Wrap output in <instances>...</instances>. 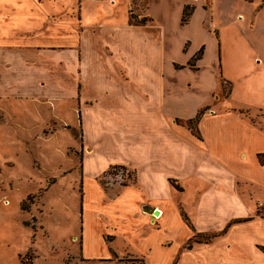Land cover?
I'll return each instance as SVG.
<instances>
[{"label": "crops", "instance_id": "1", "mask_svg": "<svg viewBox=\"0 0 264 264\" xmlns=\"http://www.w3.org/2000/svg\"><path fill=\"white\" fill-rule=\"evenodd\" d=\"M90 1L84 9L81 0L77 5L66 0H0V131L3 124L79 127L82 172L92 169L97 177L114 166L132 171V182L113 185V190L117 197L118 191L134 189L137 199L142 198V217L155 216L153 210L175 212L174 203L180 208L186 192L181 181L193 184L188 264H264V165L257 160L264 154V123L247 122V111L228 108V98L217 95V82L207 77L182 82L183 72L214 73L220 66L215 52L200 46L202 42L195 46L182 41L181 50L188 43L182 50L187 58L176 62L170 44L164 43L162 24L151 26L155 37L146 38L148 29L130 25L126 12L116 21L112 8L103 5L106 0ZM185 5L194 10L182 26ZM88 6L93 10L88 12ZM201 8L207 6L200 0H183L177 27L205 32ZM201 47L193 70L187 64ZM210 84L209 101L194 94L193 85ZM202 109L207 112L199 123L218 120L220 125L212 129L222 134L233 128L235 137L224 134L223 140L230 152L176 122L192 119ZM65 111L76 121H65ZM229 119L233 127L225 124ZM58 132L53 130L46 144ZM244 219L249 220L235 222Z\"/></svg>", "mask_w": 264, "mask_h": 264}, {"label": "rangeland", "instance_id": "2", "mask_svg": "<svg viewBox=\"0 0 264 264\" xmlns=\"http://www.w3.org/2000/svg\"><path fill=\"white\" fill-rule=\"evenodd\" d=\"M66 1L77 5L78 0ZM182 1L106 0L103 5L112 8L116 21L126 12L130 25L147 28L143 31L146 38L153 36L151 26L162 24L164 43L170 44L168 54L176 62L187 58L182 50H187L188 43L181 50L182 41L195 46L202 42L200 46L215 52L221 64L214 67V73L208 69L199 76L183 72L182 82L207 77L218 83L217 95L228 98V108L236 113L247 111V122L264 123V0H200L207 6L201 8L203 15L199 16L203 33L179 29L175 24ZM88 4L92 2L81 0L84 9ZM90 10L93 7L88 6ZM147 54L152 56L151 51ZM220 72L222 77L218 76ZM225 74L231 82L224 79ZM192 89L209 101L211 84L193 85ZM205 112L202 109L201 117ZM64 116L67 122L76 121L71 112L65 111ZM234 123L229 119L225 124L233 127ZM51 125L41 129L2 125L0 264H188L185 246L192 230L185 219L194 223V185L181 181L186 192L180 208L174 203L175 212H161L157 219L141 212L147 216L142 217L138 209L142 198L137 199L134 189L118 191L117 197L113 190V185L132 182V171L114 166L97 177L92 169L82 172L80 128L66 130L59 122ZM217 125L218 120L203 121L198 128L213 146L230 152L223 140L225 135L235 137L233 128L224 135L212 129ZM53 130H59L57 137L51 136L53 141L46 144ZM230 158L235 159V155ZM241 187L245 191L249 186L246 183Z\"/></svg>", "mask_w": 264, "mask_h": 264}, {"label": "trees", "instance_id": "3", "mask_svg": "<svg viewBox=\"0 0 264 264\" xmlns=\"http://www.w3.org/2000/svg\"><path fill=\"white\" fill-rule=\"evenodd\" d=\"M242 1L247 2V3H253L255 0H242ZM193 10H194V8H193L192 6H189V5H185V6H184V8H183V10H182V14H181V19H180V24H181L182 26H184V25H186V24L188 23L189 18H190V16H191ZM203 50H204L203 47H201V48L198 50V52H197V53L195 54V56L193 57V61H194V62L197 61V60H199V59H201L202 54H203ZM187 66H188L189 68H191V69L194 70V67H193L194 65H193L192 62H188ZM201 115H202V110L199 111V112L197 113V115H196L193 119H189V120H187V121H180V120H177L176 122H177L178 124L184 125L186 128H188V129L191 131V133H192L195 137L200 138V136H199V130H198V124H199V121H200V119H201ZM257 160H258L259 164L264 165V154H258V155H257ZM171 184L174 186L173 181H171ZM176 188H177V187H176ZM185 220H186V222H187L188 227H190L191 229H193V228L190 226V224L188 223L187 219H185ZM248 220H249V219L236 220L235 222H236V223H237V222L239 223V222H244V221H248ZM207 241H208V240H207ZM262 251L264 252V248H262Z\"/></svg>", "mask_w": 264, "mask_h": 264}, {"label": "water", "instance_id": "4", "mask_svg": "<svg viewBox=\"0 0 264 264\" xmlns=\"http://www.w3.org/2000/svg\"><path fill=\"white\" fill-rule=\"evenodd\" d=\"M151 213H154L155 215H157L158 214V211L153 210V211H151Z\"/></svg>", "mask_w": 264, "mask_h": 264}, {"label": "built area", "instance_id": "5", "mask_svg": "<svg viewBox=\"0 0 264 264\" xmlns=\"http://www.w3.org/2000/svg\"><path fill=\"white\" fill-rule=\"evenodd\" d=\"M160 212H159V214H158V217L160 216ZM154 216V215H153ZM158 217H156V215L154 216V218L153 219H157Z\"/></svg>", "mask_w": 264, "mask_h": 264}, {"label": "bare ground", "instance_id": "6", "mask_svg": "<svg viewBox=\"0 0 264 264\" xmlns=\"http://www.w3.org/2000/svg\"><path fill=\"white\" fill-rule=\"evenodd\" d=\"M158 214H159V212H158ZM158 214H157V215H158Z\"/></svg>", "mask_w": 264, "mask_h": 264}]
</instances>
